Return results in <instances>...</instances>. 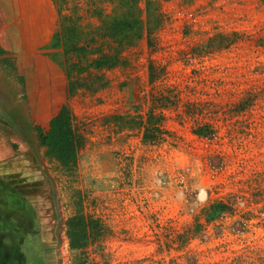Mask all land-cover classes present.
Returning <instances> with one entry per match:
<instances>
[{
    "label": "rangeland",
    "instance_id": "374dc122",
    "mask_svg": "<svg viewBox=\"0 0 264 264\" xmlns=\"http://www.w3.org/2000/svg\"><path fill=\"white\" fill-rule=\"evenodd\" d=\"M114 1L58 0L88 44L68 83L86 86L68 93L67 131L0 125V183L56 235L55 264H264V0H152L151 44L102 73L86 59L113 48L98 28ZM24 213L28 233L0 221L4 242L43 264Z\"/></svg>",
    "mask_w": 264,
    "mask_h": 264
},
{
    "label": "crops",
    "instance_id": "0c3cea01",
    "mask_svg": "<svg viewBox=\"0 0 264 264\" xmlns=\"http://www.w3.org/2000/svg\"><path fill=\"white\" fill-rule=\"evenodd\" d=\"M60 28L58 0H0V102L19 108L37 135L68 103Z\"/></svg>",
    "mask_w": 264,
    "mask_h": 264
},
{
    "label": "trees",
    "instance_id": "16d2710c",
    "mask_svg": "<svg viewBox=\"0 0 264 264\" xmlns=\"http://www.w3.org/2000/svg\"><path fill=\"white\" fill-rule=\"evenodd\" d=\"M139 1L140 0L114 1L112 12L109 13L107 17L104 16L102 18L100 28H98L100 35L111 41V45L113 48L110 52H101L99 51V49H97V55L95 57H93L89 61H87L86 59V68L93 67L95 70H99L102 73L108 69L116 68L119 63H125V59H123V56L121 55L122 49L127 46L133 47L136 44L137 40H139L145 32L149 40L151 39V35L154 32V29L161 21V16L159 15L156 3L152 0H145V18H143L141 9L138 5ZM64 20H66V18ZM68 21L70 23V26L64 27L63 25V28V21L61 22L60 32L57 36V39L59 37L61 40V45L64 53L63 55L65 56L64 61L67 60L69 65L71 64L69 67V71H67L66 69L67 77L68 72H71V69H76V67L78 68L76 71H83L84 67L79 68L77 62L83 60L88 46L87 43H78L80 34L75 28L74 17H69ZM66 32L67 34H65ZM89 40L93 39L90 38ZM148 43L151 44V40L148 41ZM69 55L71 56V60L68 57ZM73 59L77 60L74 62ZM93 78L94 76L91 78V81L93 83L97 82L98 86L104 84V79L101 75L94 79ZM105 81L107 80L105 79ZM75 84L77 86H86V83H83V81H77ZM75 84H73L72 82L68 83L69 93L74 91V89L76 88ZM50 125L52 127L67 131L68 127L66 122V106H63L59 110L58 114L53 119H51ZM11 189H13V191L5 189L2 184L0 185V221L2 219H12V222L16 224L17 227L21 226L25 230V228L28 227L27 224L29 225V221L31 222V220H29L25 215L24 210L26 211V214L31 210L33 211V213L35 211L24 200V198L20 196L18 197V199L20 198L22 202L19 206L17 200L13 198L14 195H17L16 189L14 187ZM34 215L36 219V213ZM37 226L39 229V252L42 251L43 253L41 237L42 235L40 226ZM12 227L14 228V226ZM6 229L7 228L3 229V231L0 230V263H9L10 261L9 264H23V252H21V250L15 251V248L13 246H8L4 242L7 235H13L12 228H10V231L8 229L6 231ZM92 229H94V227H92ZM25 232L28 233L26 230ZM23 240L24 238L21 237L20 241L22 242ZM10 247H12V249L14 248L13 251L11 250V253L9 250H7Z\"/></svg>",
    "mask_w": 264,
    "mask_h": 264
},
{
    "label": "flooded vegetation",
    "instance_id": "af4514ba",
    "mask_svg": "<svg viewBox=\"0 0 264 264\" xmlns=\"http://www.w3.org/2000/svg\"><path fill=\"white\" fill-rule=\"evenodd\" d=\"M0 124L4 128L13 127L17 131H19V134H17L21 139L23 138V135L25 134L26 129V120L24 115L20 112L19 108L9 107V102H0ZM22 115V116H21ZM24 118V119H23ZM25 136V135H24ZM58 238L56 235H53L52 241L50 244H47V242L42 241V247L44 252V264H55V249L53 247L54 242H57Z\"/></svg>",
    "mask_w": 264,
    "mask_h": 264
},
{
    "label": "water",
    "instance_id": "95a60500",
    "mask_svg": "<svg viewBox=\"0 0 264 264\" xmlns=\"http://www.w3.org/2000/svg\"><path fill=\"white\" fill-rule=\"evenodd\" d=\"M52 181V180H51ZM53 182V181H52ZM54 193H56V190H55V187H54ZM55 201H56V207H58V198H57V196L55 195Z\"/></svg>",
    "mask_w": 264,
    "mask_h": 264
}]
</instances>
